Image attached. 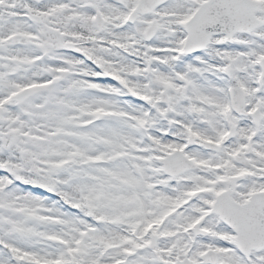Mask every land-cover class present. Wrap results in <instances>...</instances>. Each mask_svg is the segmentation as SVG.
Returning a JSON list of instances; mask_svg holds the SVG:
<instances>
[{"label":"snow or ice","instance_id":"snow-or-ice-1","mask_svg":"<svg viewBox=\"0 0 264 264\" xmlns=\"http://www.w3.org/2000/svg\"><path fill=\"white\" fill-rule=\"evenodd\" d=\"M0 264H264V0H0Z\"/></svg>","mask_w":264,"mask_h":264}]
</instances>
